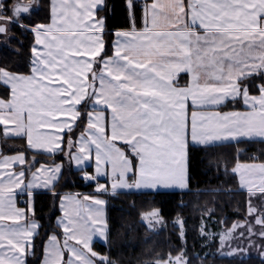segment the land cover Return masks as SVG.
<instances>
[{
    "label": "crops",
    "instance_id": "1",
    "mask_svg": "<svg viewBox=\"0 0 264 264\" xmlns=\"http://www.w3.org/2000/svg\"><path fill=\"white\" fill-rule=\"evenodd\" d=\"M107 4L51 0L48 20L31 27L29 73L0 70L9 91L0 96V133L23 138L33 153L63 150L84 108L67 156L94 186L60 194V233L48 235L39 264L104 262L93 244L107 243L106 195L117 185L183 183L190 119L197 131L264 132V0H148L143 26L131 29L119 28L110 11L99 13ZM110 30L111 52L103 55ZM256 75L262 79L252 91L245 79ZM226 103L234 107L221 108ZM137 155L151 166L125 176ZM235 166L245 180L264 183L261 162ZM62 170V161L3 149L0 138V264H26L40 226L35 192L52 189Z\"/></svg>",
    "mask_w": 264,
    "mask_h": 264
},
{
    "label": "trees",
    "instance_id": "2",
    "mask_svg": "<svg viewBox=\"0 0 264 264\" xmlns=\"http://www.w3.org/2000/svg\"><path fill=\"white\" fill-rule=\"evenodd\" d=\"M14 1H0V15L11 17L10 7ZM146 1L148 0H127L126 6L125 0H107V6L99 10V13L107 15L110 11L111 21L113 19L117 21L121 29L141 28L143 5ZM49 5L50 0H36L34 8L27 15L20 16L16 22H9L7 32L1 36L0 41V70L29 73L33 42L31 27L48 20ZM7 36L6 43L2 42V37ZM112 38V30L104 33L103 55L111 52ZM261 79V76L256 75L245 81L254 91L253 88ZM8 93V88L0 83V96L7 97ZM231 106L232 104L226 103L221 108ZM80 109L82 113L75 127L65 134L63 150L53 155L33 153L26 148L23 138L5 139L0 133L2 147L5 150H20L28 155L37 156L38 161L63 162L61 176L52 189L35 192L34 216L40 226L33 238L32 251L27 257L26 264H39L43 243L48 235L52 232L60 233L55 224L60 194L69 191H90L94 186L93 182L84 181L81 176L82 170L74 169L67 156L69 140L74 139L84 126L83 105ZM237 148L243 149V152L238 154ZM249 161L264 162V140H241L238 145L226 143L204 149L192 147L189 189L155 192L118 191L115 195L107 194L108 223L111 225V232L108 234L107 243L95 242L93 249L100 254H106L108 264L113 262L114 264H150L157 258L158 253L167 254L170 250L175 255L180 251L181 238L177 235L179 229L174 228L171 221L177 213H180L187 218V253L191 257V264H264V260L254 254L241 259L237 256L227 257L210 253L209 247H202L196 227L200 223L201 213L207 215L205 210L213 207L216 216L227 213L229 224L236 218L233 209L237 206L243 209L246 193L239 190L232 193L221 191L229 186L236 188L238 183L236 176L232 175L231 171L225 172L224 168L231 170L235 163ZM152 207L162 209V215L168 221L166 226H160L156 233L147 227V223L141 217L143 211H148ZM197 253L199 255H196Z\"/></svg>",
    "mask_w": 264,
    "mask_h": 264
},
{
    "label": "snow or ice",
    "instance_id": "3",
    "mask_svg": "<svg viewBox=\"0 0 264 264\" xmlns=\"http://www.w3.org/2000/svg\"><path fill=\"white\" fill-rule=\"evenodd\" d=\"M51 2V0H50ZM127 6V0H125ZM245 107H248L245 102ZM264 140V132H254L245 134L243 132L238 134H216L211 129H201L197 131L195 122L191 119L186 124L184 130V156L182 161V170L184 173V182L181 184H135V185H117L115 189L110 193L115 195L117 191H162L179 187L181 190L189 189L191 182V149L192 147H198L201 149L207 147H215L219 144L232 143L238 145L241 140ZM243 149L237 148V153L241 154ZM136 165L151 166L150 162L144 158L143 155H137L133 159V167L131 172H125L124 175L135 174L137 171ZM261 167L264 169V162H261ZM225 172L231 171V174L237 176V187L233 188L229 186L227 189H221L227 193L234 191H243L246 193V199L244 200L243 209L237 206L233 209L235 219L228 223L227 213H222L219 216L214 215L215 208L206 209L208 213L204 215L201 213L200 223L196 226L198 229V237L202 242V247L208 248L212 243H217L218 248L216 252L220 255L236 256L239 253L244 252V256H240L241 259L246 258L247 250L240 245L232 247L230 241L236 239L237 236L243 237L245 233L241 231L245 226L249 229V235L253 237H259L260 241L264 242V230L257 231V227L264 229V183L249 182L244 179V174L238 166L229 170L224 168ZM119 176V173H118ZM110 185L106 184L105 187ZM96 191H103L101 188L95 189ZM107 204V201H104ZM142 220L147 222V227L153 232H158L160 226H166L168 221L162 215V209L158 207H152L148 211L141 213ZM99 223V222H98ZM174 228H178L177 235L181 238L180 251L175 255L171 250L167 254L158 253L157 258L153 259L150 264H191V257L187 253V218L180 213H177L176 217L171 221ZM103 233L104 240L107 241V235L111 232V225L108 223L107 214H104L103 220ZM251 247V243L249 244ZM261 249H264V243L260 245ZM196 255H199L198 253ZM207 255V253H205ZM258 255L264 260V250H258ZM101 260L108 264V257L106 254H101ZM114 264V262H113Z\"/></svg>",
    "mask_w": 264,
    "mask_h": 264
},
{
    "label": "rangeland",
    "instance_id": "4",
    "mask_svg": "<svg viewBox=\"0 0 264 264\" xmlns=\"http://www.w3.org/2000/svg\"><path fill=\"white\" fill-rule=\"evenodd\" d=\"M3 20L7 21L9 24V19L3 15H0V21H3ZM2 38H3L2 42L6 43V41L8 40V36L6 38L5 37H2ZM0 41H1V37H0ZM256 230L259 232V231H262L264 229H260L259 227H257ZM241 231H243L245 233V235L243 237L237 236L236 239L230 241L229 243L231 244L232 247H236L237 245H240L242 248L246 249L247 253H248L246 257H248L249 254H254L256 256V255H258V250H264V249L260 248V245L264 242L260 241L259 237L250 236L248 234L249 229L247 226H245L243 229H241ZM250 243H251V247H249ZM209 248H210V251H209L210 253H212V254L216 253V254L220 255L218 252H216V249L218 248L217 243H212V245H210ZM244 255H245V253L241 252V253H239V255H236V256L240 257V256H244ZM220 256H227V255H220ZM227 257H231V256H227ZM200 261H201V259H200Z\"/></svg>",
    "mask_w": 264,
    "mask_h": 264
},
{
    "label": "water",
    "instance_id": "5",
    "mask_svg": "<svg viewBox=\"0 0 264 264\" xmlns=\"http://www.w3.org/2000/svg\"><path fill=\"white\" fill-rule=\"evenodd\" d=\"M29 6L28 4L21 3V2H16L12 6V15L13 18H18L20 15H24L28 12ZM6 33V25L5 24H0V35ZM90 87V92L93 91L94 88V76L92 75V80L89 84Z\"/></svg>",
    "mask_w": 264,
    "mask_h": 264
}]
</instances>
